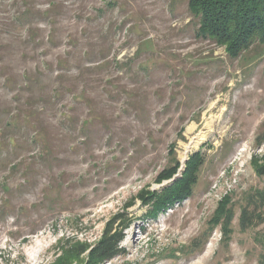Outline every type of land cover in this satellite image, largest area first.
<instances>
[{"label": "rangeland", "instance_id": "1", "mask_svg": "<svg viewBox=\"0 0 264 264\" xmlns=\"http://www.w3.org/2000/svg\"><path fill=\"white\" fill-rule=\"evenodd\" d=\"M188 2L60 0L55 23L35 19V45L22 0H0V129L32 109L57 149L42 161L7 127L6 164L22 155L29 183L24 166L0 175V264H264V44L232 58L198 37ZM82 92L99 122L85 144L58 126L68 107L86 117ZM165 192L177 198L158 210Z\"/></svg>", "mask_w": 264, "mask_h": 264}, {"label": "trees", "instance_id": "2", "mask_svg": "<svg viewBox=\"0 0 264 264\" xmlns=\"http://www.w3.org/2000/svg\"><path fill=\"white\" fill-rule=\"evenodd\" d=\"M34 1L35 0H22L25 8L18 11L15 15V19L18 23L22 24L23 28L29 31L27 41L38 45L43 44L44 42L41 40L36 41L37 33L35 29L36 26L34 25L35 19L38 21L45 20L52 24L55 23L58 20L57 17L61 15L60 13L62 11L58 9V6L63 4L59 3L60 0H50L46 9L39 11L35 9L37 4ZM188 3L192 16L198 20V37L210 40L216 45L225 46L226 51L232 58H236L240 54L250 50L257 43L264 44V0H189ZM116 6L117 5L114 4L113 1H108L106 7L100 10L99 16H103L105 14L107 7L114 9ZM53 31L54 29L51 30L49 37L51 41H53ZM89 56L91 60V53H88V57ZM116 64H119V62H116ZM64 77V74H59L58 82L60 84H63ZM9 81L10 80H8V82ZM61 86L62 85H60V87ZM66 89L71 92L72 88L66 87ZM61 93H63L61 90H57L56 97L58 98ZM72 99L78 105L80 104L76 100H82L84 102L83 105L86 106L88 110L87 115H85L86 117L83 119L74 117L70 113L74 107H68V113H63V120L58 123V126L60 125L61 127H66L69 125L68 128H74L75 126V130L79 129L81 132V137L79 138L83 139L82 142L85 144V142L90 138L91 128L94 127V125L97 126L99 123V119L97 120L98 123H94L97 119V111L95 108L88 105L89 99L84 92L74 94ZM41 100L44 103H42V108H44L45 104L48 103L47 98L44 97V99L41 98ZM57 105H59V103ZM131 106L132 105L128 98L121 100V108L127 115L130 114L128 108ZM22 111V114L16 113L10 120L7 121L8 126H5L6 129H0V175L6 173V169H9V175L13 177L20 172L21 167L24 166L25 171L23 172V179L25 182L29 183V173H27L29 170L27 169L22 155H17L15 159L16 161H13L10 167L6 164L7 160H10V154H13L14 149V141L12 138H10V141L3 140V137L7 134V127L8 130H21V132L27 137L28 146L30 148H38L37 157L42 161L48 162L51 161L52 158H55L53 153L55 152L54 149L56 144L47 135V132H49L48 129L36 121V119H38L37 117H39L41 113L33 111L32 109H24ZM132 111H135V114H137L136 116L139 115V111ZM22 129H25V131L23 132ZM70 136H75V134L69 131V137ZM10 147V154L6 153V150ZM196 157H193L191 160L192 164L190 171L192 172L198 170L201 164V157L198 159ZM258 172L261 175H264V166H261L258 169ZM183 180L186 181V184L180 192L186 195V193L189 192L190 187H192L194 181L188 175H186ZM1 187L2 189H8V184L5 182V179ZM176 198L177 197L172 192H165L163 195H160L156 202L158 210H161L166 205L176 200ZM45 200H49L47 194L45 195ZM9 202L10 201L5 196H0V220H5L7 218L9 213L7 214L6 207L9 205Z\"/></svg>", "mask_w": 264, "mask_h": 264}]
</instances>
